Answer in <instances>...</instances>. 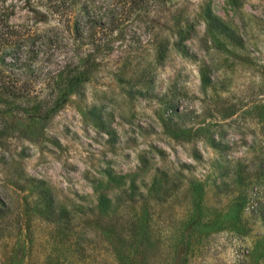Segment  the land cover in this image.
I'll return each instance as SVG.
<instances>
[{
	"label": "rangeland",
	"instance_id": "obj_1",
	"mask_svg": "<svg viewBox=\"0 0 264 264\" xmlns=\"http://www.w3.org/2000/svg\"><path fill=\"white\" fill-rule=\"evenodd\" d=\"M80 1L0 0L27 66H1L0 264H264V0L155 4L147 35L79 43L54 11Z\"/></svg>",
	"mask_w": 264,
	"mask_h": 264
},
{
	"label": "trees",
	"instance_id": "obj_2",
	"mask_svg": "<svg viewBox=\"0 0 264 264\" xmlns=\"http://www.w3.org/2000/svg\"><path fill=\"white\" fill-rule=\"evenodd\" d=\"M52 2L57 0H51ZM173 0H84L80 1L77 5L70 4V7L66 6L65 2L61 3L59 7H55V13L62 15L61 9H70L69 17H67V29L71 32L74 40L82 43L87 35H90L96 39V35L102 31H115L124 21L135 20L136 23L140 24L143 31L147 35V31L151 29V23L149 15L155 4L167 5ZM76 6L77 11L74 12ZM45 41L46 44L50 45L57 39L47 36H39L36 41ZM121 40V37L119 38ZM140 44L141 40L138 41ZM17 42H9L0 39V81L4 68H14L17 70L25 69L27 66L15 59L9 64H5L4 51L12 52ZM107 51H111L114 48L112 40L106 42ZM77 52V50H76ZM71 59L76 60V53L70 52ZM87 62V61H86ZM90 62V59L88 60ZM87 62V64H88ZM93 67L86 65L85 69L80 73L69 66L67 76L64 78L60 76L56 90H64L65 94L60 99L54 102L55 107H62L68 102V98L76 92L81 79L89 76ZM1 84V83H0ZM14 88V87H12ZM61 92V91H60Z\"/></svg>",
	"mask_w": 264,
	"mask_h": 264
}]
</instances>
